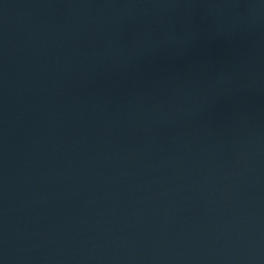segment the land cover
I'll return each mask as SVG.
<instances>
[{
  "label": "water",
  "instance_id": "95a60500",
  "mask_svg": "<svg viewBox=\"0 0 264 264\" xmlns=\"http://www.w3.org/2000/svg\"><path fill=\"white\" fill-rule=\"evenodd\" d=\"M0 264H264V0H0Z\"/></svg>",
  "mask_w": 264,
  "mask_h": 264
}]
</instances>
